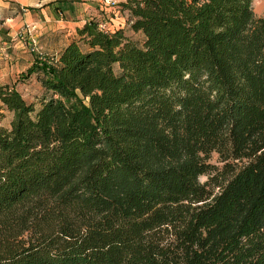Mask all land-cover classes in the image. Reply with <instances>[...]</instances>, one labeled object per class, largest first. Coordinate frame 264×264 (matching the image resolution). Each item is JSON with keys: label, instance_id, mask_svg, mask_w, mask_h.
Segmentation results:
<instances>
[{"label": "trees", "instance_id": "obj_1", "mask_svg": "<svg viewBox=\"0 0 264 264\" xmlns=\"http://www.w3.org/2000/svg\"><path fill=\"white\" fill-rule=\"evenodd\" d=\"M114 1L0 82V264H264V13Z\"/></svg>", "mask_w": 264, "mask_h": 264}, {"label": "crops", "instance_id": "obj_2", "mask_svg": "<svg viewBox=\"0 0 264 264\" xmlns=\"http://www.w3.org/2000/svg\"><path fill=\"white\" fill-rule=\"evenodd\" d=\"M87 6L85 0H0V43L6 47L0 82L13 81L36 54V44L32 49L15 40L16 31H32L36 38L40 27L37 52L57 53L83 21Z\"/></svg>", "mask_w": 264, "mask_h": 264}, {"label": "rangeland", "instance_id": "obj_3", "mask_svg": "<svg viewBox=\"0 0 264 264\" xmlns=\"http://www.w3.org/2000/svg\"><path fill=\"white\" fill-rule=\"evenodd\" d=\"M89 6L84 10L86 15L92 16L96 18L101 24L102 27L108 30H112L115 28H121L123 33L133 40L135 43L140 44L142 40V33L140 31L132 30L128 22L126 20V13L124 10H121L120 7L116 4L114 0H85ZM251 9L255 16H260L264 13V0H250ZM40 27L36 26V38L33 35L32 31L26 32L23 34L22 31L18 30L15 32V40L21 41L28 48H34L36 44V55L39 42V33L38 30ZM8 36V35H7ZM41 36V35H40ZM9 37V36H8ZM12 42V39L7 40L6 42ZM38 48V49H37ZM6 50V47L0 43V63L3 62L4 56L3 53ZM114 69L116 70V65H114ZM1 73V72H0ZM1 76V74H0ZM2 78V77H0ZM17 76H14L16 79ZM15 86L21 92L23 97L27 100H34L36 102L35 106H37V95H39L42 91L40 84L37 79L35 80L33 77H28L26 81H16ZM0 115V125L7 127L8 120L10 117L9 112L3 110ZM209 161L219 165L220 162L217 160V156L215 153H211L209 157ZM198 179L200 181L205 179V175H199Z\"/></svg>", "mask_w": 264, "mask_h": 264}, {"label": "built area", "instance_id": "obj_4", "mask_svg": "<svg viewBox=\"0 0 264 264\" xmlns=\"http://www.w3.org/2000/svg\"><path fill=\"white\" fill-rule=\"evenodd\" d=\"M99 26H100V27H102V24H101V23H99ZM23 34H26V32L24 31V32H23Z\"/></svg>", "mask_w": 264, "mask_h": 264}]
</instances>
